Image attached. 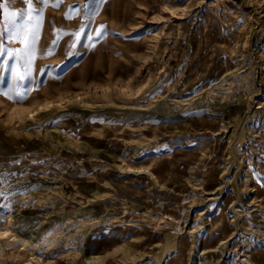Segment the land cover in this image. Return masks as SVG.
<instances>
[{
    "label": "rangeland",
    "instance_id": "1",
    "mask_svg": "<svg viewBox=\"0 0 264 264\" xmlns=\"http://www.w3.org/2000/svg\"><path fill=\"white\" fill-rule=\"evenodd\" d=\"M259 1L35 4L22 22L35 31L39 18L46 56L29 70L0 57V227L13 215L47 238L0 264H264ZM26 9H0L5 50L23 48L9 21ZM34 75L55 106L21 124ZM169 235L179 251L160 263Z\"/></svg>",
    "mask_w": 264,
    "mask_h": 264
},
{
    "label": "bare ground",
    "instance_id": "2",
    "mask_svg": "<svg viewBox=\"0 0 264 264\" xmlns=\"http://www.w3.org/2000/svg\"><path fill=\"white\" fill-rule=\"evenodd\" d=\"M243 1L245 3V0H243ZM250 1L254 4L255 7H260V1L259 0H250ZM165 12L171 13V8L166 7ZM40 46H34V48H35L34 55L37 56V58H41V57L46 56V49L41 48ZM28 64L29 63L27 61H24V66H25L24 68L26 70H29ZM38 81H39V77L37 75H34L33 81L31 83L30 82L26 83L27 89H26L25 97H23V98L29 100L28 106H21V107L15 109V111H14L15 115L21 119L20 120L21 124L26 122V120H25L26 118L33 120L35 122H39V121H42L43 119H46L47 116L49 115V114H45L46 111L49 110L51 107L55 106V103H53L52 100L51 101H45L46 99H43L44 97L42 96L41 92H39L37 89H35L39 85L37 83ZM19 88L22 89L24 87L20 86ZM25 134H29V133L27 132ZM254 137H255V135H254ZM235 160H236V162L239 163L238 166H241L243 164V162L238 160L237 155H235ZM135 170H136V168H135ZM142 171L137 170L135 172L138 173V172H142ZM234 179H237V175L235 176ZM235 182H236V180H235ZM239 186L240 185L235 186V191L237 192L238 196H237L236 200L233 201V205H236L238 200L240 199ZM236 215H237V212H236ZM0 218H2V217L0 216ZM22 222H24V221H22L21 218L15 220V222H14L13 221V215H10L8 226L6 228L0 227V251L1 252H4L5 250H11L12 255L18 254L17 256L23 257L25 254L24 251H26L27 248H31L32 250H34L36 248L38 249V247L41 245V242L45 241V239L47 238L46 232L43 234L42 237L41 236H39V237L34 236L33 237V236L29 235L28 232L27 233H25L23 231L18 232L17 231V224L22 223ZM206 240L207 239H205V241ZM17 246H19L20 248L16 249ZM177 251H179L177 242L175 241V239L173 238L172 235H169L166 245L164 246V248L159 253H157L156 256L158 258V261L161 263V262L165 261V257L167 255L173 254L174 252H177ZM39 257L33 256L32 258L27 259V261H30V263L36 262V264H43ZM47 263L51 264L52 262H47Z\"/></svg>",
    "mask_w": 264,
    "mask_h": 264
},
{
    "label": "snow or ice",
    "instance_id": "3",
    "mask_svg": "<svg viewBox=\"0 0 264 264\" xmlns=\"http://www.w3.org/2000/svg\"><path fill=\"white\" fill-rule=\"evenodd\" d=\"M9 3V0H3L2 3H0V9H3L7 6ZM24 3L27 5L26 9V16L12 12L10 14V24L12 25V32L10 35V41H16L19 44L23 45V48H16V49H7L5 50L3 47H0V57H4L7 55L10 59L11 58H17L19 60H27L29 64H31V60L34 56L35 51V43H36V34L39 30V18L37 17V27L35 31L28 28L26 24H24L22 21L26 20H32L33 16L32 13L35 11H39L35 7L36 3H39L43 6L51 5L52 7H59L61 3H63V0H24ZM17 21H21V23H17ZM2 27V26H0ZM23 79V77H21ZM4 95H8V93H0Z\"/></svg>",
    "mask_w": 264,
    "mask_h": 264
}]
</instances>
